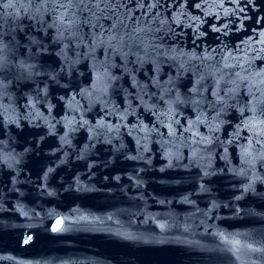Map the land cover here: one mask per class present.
Masks as SVG:
<instances>
[{
  "label": "water",
  "instance_id": "water-1",
  "mask_svg": "<svg viewBox=\"0 0 264 264\" xmlns=\"http://www.w3.org/2000/svg\"><path fill=\"white\" fill-rule=\"evenodd\" d=\"M0 264H264V0H0Z\"/></svg>",
  "mask_w": 264,
  "mask_h": 264
}]
</instances>
